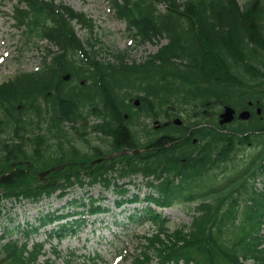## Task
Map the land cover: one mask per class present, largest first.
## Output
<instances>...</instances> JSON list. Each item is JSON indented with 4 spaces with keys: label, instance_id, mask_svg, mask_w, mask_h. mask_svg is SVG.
Instances as JSON below:
<instances>
[{
    "label": "trees",
    "instance_id": "16d2710c",
    "mask_svg": "<svg viewBox=\"0 0 264 264\" xmlns=\"http://www.w3.org/2000/svg\"><path fill=\"white\" fill-rule=\"evenodd\" d=\"M16 2L12 20L16 29L24 28L26 43L32 38L47 40L59 53L48 52L41 69L22 72L0 86V212L2 200L36 202L43 195L60 192L63 196L66 189L85 184L113 185L121 196L117 207L134 205L138 196L125 200L127 191L118 182L141 176L146 187L158 194L145 198L148 205L171 208L195 201L198 205L191 223L174 230L149 206L141 215L132 216V222L142 217L155 226L141 239L134 264H264V235L260 232L264 192L249 193L247 180L226 191L212 188L200 195L192 191L194 183L204 182L210 170L238 150L237 138L205 127L193 129L189 136L192 126L149 131L137 122L141 115L168 119L184 113L190 117L197 109L201 114L222 105L245 107L247 102L263 108L264 0H247L242 6L236 0H112L115 18L125 23L136 43L167 41L145 61L131 64L125 60L126 52L111 54L114 62L96 58L99 52L93 49L98 40L92 37L94 24L85 14L56 0ZM76 25L90 34L85 40L89 57L74 33ZM81 54L87 56L85 61ZM135 98L141 102L133 112L132 102L130 106L125 103ZM103 104L110 116L92 131L101 134L109 150L145 151L91 167L88 159L104 156L103 150H80L63 122L71 124L77 140L88 143L84 128L75 125L84 118V108ZM177 109L179 113L173 112ZM124 114L129 115L127 119ZM251 130L255 129L231 131L242 136ZM257 130L264 132V121ZM262 144L260 155L264 156V141ZM65 163L70 165L43 182L33 176ZM256 168L249 180L262 167ZM80 205V220L61 226L63 231L70 225L81 226L85 216L107 211L92 198L88 205ZM60 218L45 216L39 225L45 227ZM35 231H27L25 237ZM42 248V244L28 250L26 244L0 242V264H48L39 263ZM66 264L75 263L69 259Z\"/></svg>",
    "mask_w": 264,
    "mask_h": 264
},
{
    "label": "rangeland",
    "instance_id": "374dc122",
    "mask_svg": "<svg viewBox=\"0 0 264 264\" xmlns=\"http://www.w3.org/2000/svg\"><path fill=\"white\" fill-rule=\"evenodd\" d=\"M71 7L77 12L85 14L94 24L92 37L98 40L93 50H97L98 58L101 60L112 61V55L118 52H126L128 62L144 61L148 56L155 54L163 45L166 44L164 38L160 40H154L152 43L141 45L136 43L128 35L125 24L115 20L110 10V3L112 0H57ZM247 0H237V2L243 5ZM15 3L14 0H0V84L12 78L17 72L32 71L40 66V55L44 52V49L49 45L46 42L36 43V38L29 39L36 43L39 48L26 47L25 33L17 31L13 26L11 14L12 6ZM75 33L77 37L85 43V40L90 35L85 30L75 26ZM86 46V45H85ZM29 48V49H28ZM86 50H89L86 46ZM184 116L185 114L182 113ZM150 126H152L150 124ZM94 162L89 161L87 165ZM240 161H235L229 164V166L222 169L214 170L209 176L214 177L215 181L211 186L216 189H221L226 183H233L236 181L240 173V170L245 167V163L239 164ZM79 164V163H78ZM82 167V166H81ZM35 174V173H34ZM33 174V176H34ZM222 177V179L217 178ZM130 182V183H129ZM147 181L141 176L132 178L129 180L121 181V185H125L127 192V198H131L133 195H138L141 202L138 205H124L119 209L114 207L113 202L118 198L115 194L116 189L110 185L108 189H102L104 187L96 186L91 190H82L76 188L70 190L68 193L69 199L71 195L75 198L83 197L88 193L89 196L94 198L101 195V197L107 202L103 203V207L109 208L108 214H103L97 218L89 219L85 226L79 230V233L75 235H69V237L61 242L59 245L55 241L51 244L46 243L45 252L53 264H63L61 259H55L51 254L54 247L60 255L70 257L69 254L75 256L74 261L76 264H82L85 260L88 264H134L135 254H137L139 243L144 236H147L155 230V227L146 223L142 226L131 223L127 220L128 216L133 213H137L145 208L144 197L148 191L145 188ZM34 183V180H32ZM207 183H211V179ZM209 187V186H208ZM206 187L205 189L207 190ZM86 189V188H85ZM102 192V193H101ZM57 196V195H56ZM68 199V200H69ZM48 201L45 206L31 207L26 204L17 205L10 211V218L14 221V225L29 222L33 226L36 224L35 220L41 215L48 212H54L60 209V214L71 213L72 209L69 206L62 207L66 201L53 202ZM11 207L3 208V213L0 216V233L3 228L8 227L9 222L6 220V210ZM186 207L183 205H177L171 210L165 212L158 211L164 218L169 221L170 230H174L181 225H187L190 222L192 216V207H190L189 214H185ZM81 212V210H78ZM188 212V211H187ZM78 218V217H77ZM44 236L41 233L40 237L35 238V242H43ZM73 260V257L71 256ZM93 260V261H92ZM86 264V262H85Z\"/></svg>",
    "mask_w": 264,
    "mask_h": 264
},
{
    "label": "flooded vegetation",
    "instance_id": "af4514ba",
    "mask_svg": "<svg viewBox=\"0 0 264 264\" xmlns=\"http://www.w3.org/2000/svg\"><path fill=\"white\" fill-rule=\"evenodd\" d=\"M236 111L237 112H235V119H234V121H232L230 126H221L220 127V125L218 124V121H219L218 117H217L216 125H212L211 123H208L206 125H208L209 128L213 129L214 132H217L219 134H224V135H231L232 137L234 135V137H236L237 139H239L241 137L243 138V135L241 136V135H239V133L233 134L231 131L232 128H234V129L235 128H240V129L254 128L255 130H251L247 133L252 134V136H254L255 138L262 135V132H259L258 130H257L258 131L257 132L256 129H259L261 127L262 122L264 121V107L261 108L252 102H247L245 107H241V108L237 109ZM243 111H245L249 114L247 121H240L236 118L237 115H239ZM164 127H167V124H165ZM157 128L160 129L161 126L159 125ZM192 128H196V126H194ZM187 133H188L187 135H189L190 131H188ZM193 143H195V141H193ZM246 144L248 146H251L250 142H248ZM240 150H241V152L243 151V149H240ZM193 155H195V152L193 153Z\"/></svg>",
    "mask_w": 264,
    "mask_h": 264
},
{
    "label": "water",
    "instance_id": "95a60500",
    "mask_svg": "<svg viewBox=\"0 0 264 264\" xmlns=\"http://www.w3.org/2000/svg\"><path fill=\"white\" fill-rule=\"evenodd\" d=\"M248 116L247 113H242L240 118L241 119H246ZM233 119V111L230 108H226L224 113L221 115V121L220 124H226L231 122ZM176 124H179V121H175Z\"/></svg>",
    "mask_w": 264,
    "mask_h": 264
}]
</instances>
